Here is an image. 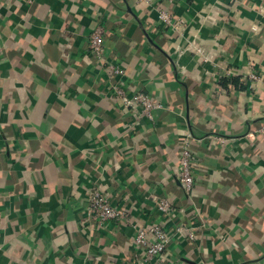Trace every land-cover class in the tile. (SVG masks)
<instances>
[{
	"label": "crops",
	"instance_id": "obj_1",
	"mask_svg": "<svg viewBox=\"0 0 264 264\" xmlns=\"http://www.w3.org/2000/svg\"><path fill=\"white\" fill-rule=\"evenodd\" d=\"M170 11L177 28L138 0H0V264H136L131 227L88 228L99 185L141 224L163 220L150 194L209 222L172 240L175 264H264V0ZM99 25L127 89L164 105L155 122L130 129L88 51ZM187 136L190 199L174 174Z\"/></svg>",
	"mask_w": 264,
	"mask_h": 264
},
{
	"label": "built area",
	"instance_id": "obj_2",
	"mask_svg": "<svg viewBox=\"0 0 264 264\" xmlns=\"http://www.w3.org/2000/svg\"><path fill=\"white\" fill-rule=\"evenodd\" d=\"M151 10L158 12L159 22L167 27L177 28L173 13L170 8L176 0H138ZM167 3L168 5L164 4ZM106 29L99 25L88 37V51L93 55L98 64L109 74L113 80L110 91L121 107L128 112L131 118L130 129L141 127L143 122H155L158 113L164 109V105L151 95L141 91L128 90L121 81L125 77L123 65L111 62L107 57L104 45ZM67 56L66 54L64 55ZM117 79V80H116ZM250 79L260 83V78L254 74ZM264 87V83H263ZM194 142L187 136L180 145L178 164L174 167V174L179 181L182 190L190 199L195 184L194 170L196 168V154ZM116 164V169L119 170ZM113 196L108 187L102 185L91 188L88 191L86 206V221L88 228L95 231H103L111 224H119L131 227L134 231L130 247L134 252L136 264H175L169 256V246L172 240L181 242L195 241L197 231L208 229L210 224L207 220L197 223L195 218H189L190 212L184 208H178L175 198L149 195L162 221H152L141 224L131 213L133 208L124 209L117 207L112 202ZM195 217V216H194ZM171 224V226L169 225ZM171 227V228H170Z\"/></svg>",
	"mask_w": 264,
	"mask_h": 264
}]
</instances>
